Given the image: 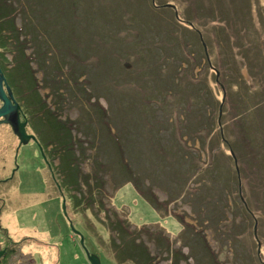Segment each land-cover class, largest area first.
<instances>
[{
    "label": "rangeland",
    "instance_id": "rangeland-1",
    "mask_svg": "<svg viewBox=\"0 0 264 264\" xmlns=\"http://www.w3.org/2000/svg\"><path fill=\"white\" fill-rule=\"evenodd\" d=\"M11 1L22 7L16 24L26 22L28 13L33 32H39L35 38L48 48L40 57L44 68L35 59L30 61L34 73L23 64L18 74L13 45L0 47V67L44 157L38 143H19L9 123H0V240L20 244L7 258L0 256V264H16L19 258V264L29 258V264L52 259L90 264L72 227L101 264H122L113 256L103 204L129 220L131 228L163 231L174 248L179 245L188 255L178 264H264V101L247 110L251 151L237 145L233 128L237 132L240 122L231 119L247 102L244 88L264 95V0H197L203 10L193 25L179 24L173 10L153 5L165 0ZM169 1L181 14L193 6ZM132 19L137 23L128 24ZM195 28L208 40L207 50ZM4 40L0 37V43ZM212 41H219L216 50ZM35 42L28 41L24 51L29 54ZM220 51L232 70V52L237 59L247 54L253 63L250 77L242 68L248 84L233 72L236 92L231 99L238 101L237 111L229 105L221 109L225 100L215 78L222 71L206 63L207 54L218 59ZM14 81H19L15 89ZM39 96L46 100L43 106L37 102L39 107L49 106L66 119L60 135L76 141L79 165L93 186L89 202L83 195L86 182L77 183L79 192L63 181L56 144L64 142L53 133L50 122L56 117L29 100ZM222 126L235 143L241 175L221 140ZM119 154L128 160L127 177ZM96 172L105 181L103 204L96 197ZM254 215L261 226L259 247ZM43 229L49 238L39 232ZM142 240L158 252L156 264L172 263V252H159L148 238Z\"/></svg>",
    "mask_w": 264,
    "mask_h": 264
},
{
    "label": "trees",
    "instance_id": "trees-1",
    "mask_svg": "<svg viewBox=\"0 0 264 264\" xmlns=\"http://www.w3.org/2000/svg\"><path fill=\"white\" fill-rule=\"evenodd\" d=\"M27 1V0H25ZM169 0H165L161 3L155 4V2L153 3V5H157L159 6V8H168L174 11V14L172 16L173 21L175 20V22L181 24V21H186L188 22V24L193 25L192 22H197L198 20H200V15L202 14V6L201 4L197 1V0H186V1H190V3L193 5L190 12H186V14H181L180 12H176L177 10L175 9V7H171L169 5H166L165 3H171ZM11 0H0V37H3V39H6L4 41H2L0 43V47H2L3 49L7 50V46L8 43L10 45H13L11 50H15V53L13 54L15 56V67H17L16 70H18V74L20 71V74L22 73L21 70H19V67H22L23 64H25L26 66L29 67V69H31V71L34 73V71H36L37 69L35 67H32L30 64L31 60H35V59H39L37 62V66L40 65V68H44V64L43 61L40 59V57L46 53L48 48H42L41 47V40L40 38H35V36L39 37V32H33V25L30 26L29 25V17H28V13L24 12V14L27 17V21L26 22H22L20 24H16L15 22V14H17L18 10H21V3H19V5L17 7H15L14 4L11 3ZM174 4V3H173ZM175 5V4H174ZM182 16L181 18L179 17ZM140 22V21H138ZM128 24L130 23H137V20H130V22L127 21ZM147 25L149 22H145ZM31 24V23H30ZM127 25V24H126ZM29 27V28H28ZM131 28V27H129ZM130 30V29H129ZM30 31L33 35L32 37H28L26 36L25 32ZM137 31V30H135ZM193 31L195 33H197V36L199 37V39L201 40V46L202 48H204V50H207L208 48V40L205 39V35L203 34V32H201L202 30L200 29H193ZM135 33V32H134ZM136 34V33H135ZM13 39V40H12ZM37 40V42L34 43V46L36 45V48H34L33 50H31V52L26 53L24 50V48L26 47V43L28 41L32 42ZM213 42V41H212ZM219 44V41H215L213 42V46L214 49L216 50L217 45ZM40 45V46H39ZM242 45H244L242 43ZM239 46V45H238ZM240 48V47H239ZM3 50H1L0 48V52L2 53ZM207 52V51H206ZM214 53V52H213ZM242 55V52H240ZM206 54V53H205ZM231 54H233L231 56V59L234 58L235 60L233 61L234 63V69L232 70L230 68V60H225L224 57L222 56V52L220 51V55L217 59V57L213 56L212 59L209 57V54L206 55V63L207 66H212L215 71L219 72L220 70L222 71V75L221 78L218 77V75H216L215 81L218 82L217 83V87L219 86V90H220V95L221 97H223V99L225 100L223 103V106L221 109H223L224 111H226L227 106H230V109H232L233 111H237V102H233V100L231 99V97L233 96V92L235 95V88L234 85L236 84V80L235 79L237 76L235 74H233V72H237L239 73V75H243V82L246 84H248V79L246 78V76L242 73V68L245 67L246 70V75H249V77L254 73H253V68L251 67L253 63H249V60L247 56V54H243L240 59L235 58L234 56V52H232ZM220 71V72H221ZM79 74V73H78ZM233 74V75H232ZM36 78V77H35ZM19 82V81H18ZM18 82L13 83V87L12 88H16L18 85ZM38 83V82H37ZM40 86L42 85V83H38ZM12 86V85H11ZM10 86V87H11ZM19 86V85H18ZM246 90V92H244V97H245V103H241L240 110L238 111V113H234L231 117V119L233 120V122H240L239 130L236 132L235 128H233V131L236 133V141H237V145L241 148V149H247V151H251V148H249V141L245 135V130H246V117L248 116V109L252 108V105L257 104L259 102H263L264 100V95L261 94L258 95V91H255L253 93H250L249 88H244ZM24 94V93H23ZM15 98V97H14ZM39 98V99H38ZM38 98L35 99H29L30 101H32V103L35 105V107L37 108H41L38 106L37 102L40 101V104L42 105V100L41 97L39 96ZM16 100V99H15ZM148 100V99H147ZM46 101V100H43ZM151 101V100H148ZM52 103H50L51 105ZM43 106V105H42ZM21 109V107H20ZM46 108H41L42 111H44ZM49 114H51L52 116L56 117V120H54L53 122H50L53 126L54 129V136L55 138H57V140L64 142V145H61L60 143L56 144V150L59 152L58 158H59V162H61L60 166V170L63 171V178L65 180L64 183H70L71 185H73V189H77V191L79 190L80 192V187L79 185L77 186V183H82L81 180H83L84 182H86V189H85V200L87 202H89V200H92V193H93V186L90 184L91 182L88 181L89 178V174L88 173H84L81 170V167L79 165V156L78 154H75L76 151L74 149V147H76V141L73 138V142L65 140L64 135H60V129L64 128L65 126H63L64 122H66V119L62 120L60 117L57 116V110H52V108H49V106H47V109ZM22 112V111H21ZM24 113V112H23ZM22 113V115H23ZM104 115V114H103ZM237 116V117H236ZM237 119V120H235ZM109 120L107 119V127L110 125L109 124ZM112 130L111 127H109L107 132H110ZM240 131V132H239ZM222 133L220 135L221 140L223 139V141L228 144L229 146V150L232 151V153L234 154L235 159L238 158V155L235 152V146H234V141L231 143L230 139L227 137V133L225 130V126H222L221 132ZM79 139V138H78ZM85 140L86 138L82 137L80 138V140ZM48 141H52L50 139H48ZM86 142V140H85ZM244 143H248L246 145H243ZM232 154V156H233ZM119 159H121L120 161L122 162V166H124L123 168L125 170H127L126 173V177L127 175L129 176V173L131 171L130 167L127 164V159H125L121 154H119ZM234 160V159H233ZM237 164V161H236ZM98 165L99 166H104V162L102 160L98 161ZM59 167V166H58ZM238 170H236L237 174L241 175V169L239 168V164L237 165ZM236 169V168H235ZM120 177H123L120 176ZM119 177V178H120ZM94 180L96 182V192L98 193L96 195V197H98V201L101 202V204H103V194L106 193L103 187L104 184V179L101 177V174H97L94 173ZM127 180V179H126ZM75 183V184H73ZM120 184L118 185V183H116L114 185V187H119ZM107 194H110V192H108ZM73 198H79L77 197V193L76 194H71ZM89 197V199H88ZM156 198V196H154ZM80 199V198H79ZM243 199V198H242ZM244 203V201H243ZM88 206V204H86ZM89 207V206H88ZM258 207V206H257ZM102 208H105V210H107L108 214L107 217H105V220L107 224H104L106 227V230H108V232L110 233L109 235V243L111 244V249L113 251V256L115 257V259L122 264H156L157 262L155 261L156 258V254L158 253H153L151 252V249L149 248V246L146 244V242L144 240H142V238H148V240L153 242V245H155V247L158 249L159 252H164L166 251V253H171L172 255V259L170 264H178L180 259H187L188 255L185 254L183 251H181V247H179V245H177L175 248L173 245H171V241H169L168 236L163 233V231L158 230V229H149L145 226H138L135 225L132 228L130 227L131 222L129 220H127L125 217H122V215L120 216L119 212L115 211L112 209V207L105 206L104 204L102 205ZM256 208V207H255ZM259 208H256V210ZM250 213H254V211L250 212ZM180 217H182L180 215ZM185 221V219H183V222ZM186 222V221H185ZM262 223V221H261ZM254 224L256 226L255 228V232H256V236H258L257 242L260 239V234H259V228L261 226L260 225V221L257 218L256 215H254ZM202 229L200 228V231ZM144 235V237H142ZM142 237V238H141ZM207 244V243H206ZM190 245V244H189ZM171 246H173V249H171ZM208 247H210L209 245H207ZM259 247V245H258ZM154 254V255H153ZM189 261H186L185 264H188Z\"/></svg>",
    "mask_w": 264,
    "mask_h": 264
},
{
    "label": "water",
    "instance_id": "water-1",
    "mask_svg": "<svg viewBox=\"0 0 264 264\" xmlns=\"http://www.w3.org/2000/svg\"><path fill=\"white\" fill-rule=\"evenodd\" d=\"M165 4L171 6L172 8L175 7L173 3H165ZM3 72L4 71H2L0 67V100L2 102L0 103V123L1 122L9 123L11 130L14 133H16L19 143H26L28 142L29 139H32V141H35L36 143H38L35 134L33 132H27L26 130V127H25L27 123L26 119L23 118L22 121L20 119L21 113L19 112L20 110L19 102L15 100L13 93H12L13 91L11 90V87L9 86L8 81H6V78ZM219 114H221L220 109H219ZM219 114H218V117H219ZM38 147L40 149V152L43 153L39 143H38ZM230 153L233 154L231 150H230ZM42 156L44 157V153ZM233 159H234V164H236V159L234 157V154H233ZM237 165L238 164L235 165L236 170H238ZM62 201L64 203L65 201L64 197H62ZM255 228L256 226L254 224L253 231H254V235L256 236ZM72 229L79 235V242L83 245L82 247L84 249L85 254L88 256L87 259L89 263L90 264H101L99 255H97L94 252L90 253L86 245H84L83 235L81 234V232H79V230L77 229H74L73 227ZM257 244L259 245L258 242Z\"/></svg>",
    "mask_w": 264,
    "mask_h": 264
},
{
    "label": "flooded vegetation",
    "instance_id": "flooded-vegetation-1",
    "mask_svg": "<svg viewBox=\"0 0 264 264\" xmlns=\"http://www.w3.org/2000/svg\"><path fill=\"white\" fill-rule=\"evenodd\" d=\"M19 112L22 114L23 112H21V109L19 110ZM21 114H20V119H21ZM23 116H24V113H23ZM23 119V118H22ZM22 119H21V121H22ZM28 132V131H27ZM36 136V135H35ZM37 138V137H36ZM38 141V140H37ZM49 163L51 164V162H50V160H49ZM52 165V164H51ZM12 174H13V171H12ZM12 174H11V172H10V174L9 175H11L12 176ZM60 184V183H59ZM57 186V185H56ZM58 188V187H57ZM2 202H4V201H2ZM1 219V218H0ZM8 221H9V219H8ZM7 237V236H6ZM7 240V242L6 241H4V240H0V250H1V252H0V256L1 257H6L7 258V256H8V254H7V252L9 251V252H15V250L17 249V248H19L18 246L20 245H18L17 247H16V243H14L13 241H10L9 239H6ZM16 244V245H15ZM16 247V248H15ZM88 251H89V249H88ZM22 252V251H21ZM90 252V251H89ZM23 254H25V253H23ZM14 255V254H13ZM0 257V258H1ZM59 258V257H58ZM30 259V258H29ZM29 259H27L25 262H26V264H29ZM19 261H21L22 259H18ZM1 261V260H0ZM19 261H17L16 262V264H19ZM54 263V262H53ZM32 264V263H31Z\"/></svg>",
    "mask_w": 264,
    "mask_h": 264
},
{
    "label": "crops",
    "instance_id": "crops-1",
    "mask_svg": "<svg viewBox=\"0 0 264 264\" xmlns=\"http://www.w3.org/2000/svg\"><path fill=\"white\" fill-rule=\"evenodd\" d=\"M13 223V222H12ZM25 228V227H24ZM24 228H22V230L24 229ZM40 233H43V236H48V238H49V235H50V233H49V230H47V229H43V230H41V231H39ZM59 259V258H58ZM57 260L55 259H52V260H50V261H48V263H45V264H50L51 262H56ZM46 262V261H45ZM56 264H59V262L57 261V263Z\"/></svg>",
    "mask_w": 264,
    "mask_h": 264
}]
</instances>
